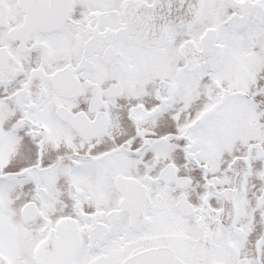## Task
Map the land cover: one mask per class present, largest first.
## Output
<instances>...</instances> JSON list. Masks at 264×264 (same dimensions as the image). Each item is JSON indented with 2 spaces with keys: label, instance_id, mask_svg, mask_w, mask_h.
I'll use <instances>...</instances> for the list:
<instances>
[{
  "label": "snow or ice",
  "instance_id": "6c2138e0",
  "mask_svg": "<svg viewBox=\"0 0 264 264\" xmlns=\"http://www.w3.org/2000/svg\"><path fill=\"white\" fill-rule=\"evenodd\" d=\"M0 264H264V0H0Z\"/></svg>",
  "mask_w": 264,
  "mask_h": 264
}]
</instances>
